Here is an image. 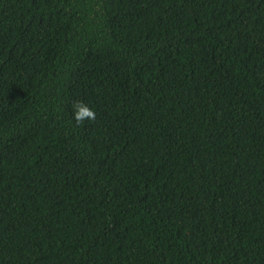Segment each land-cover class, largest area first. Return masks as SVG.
<instances>
[{
	"label": "trees",
	"instance_id": "obj_1",
	"mask_svg": "<svg viewBox=\"0 0 264 264\" xmlns=\"http://www.w3.org/2000/svg\"><path fill=\"white\" fill-rule=\"evenodd\" d=\"M0 264H264V0H0Z\"/></svg>",
	"mask_w": 264,
	"mask_h": 264
},
{
	"label": "clouds",
	"instance_id": "obj_2",
	"mask_svg": "<svg viewBox=\"0 0 264 264\" xmlns=\"http://www.w3.org/2000/svg\"><path fill=\"white\" fill-rule=\"evenodd\" d=\"M75 119L78 124H82L86 119L94 121L96 119V113L82 102L77 103L75 106Z\"/></svg>",
	"mask_w": 264,
	"mask_h": 264
}]
</instances>
